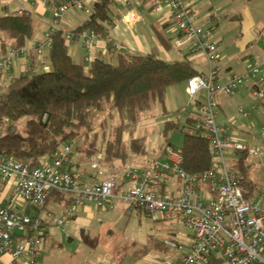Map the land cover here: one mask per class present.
I'll use <instances>...</instances> for the list:
<instances>
[{"label":"built area","instance_id":"2783aa9c","mask_svg":"<svg viewBox=\"0 0 264 264\" xmlns=\"http://www.w3.org/2000/svg\"><path fill=\"white\" fill-rule=\"evenodd\" d=\"M47 1L54 5L52 26L44 39L30 46H10L0 56V89L10 80L16 60L23 59V72H35L39 69L33 65L32 55L36 54L37 64L43 69L49 68L46 57L52 33L56 30H62L67 44L86 38V62L94 59L90 53L99 37L111 42L110 31L116 18L104 36L92 29L76 33L63 25L69 10L88 11L95 0H44V3ZM111 1L119 4L128 0ZM154 2L158 6L165 2L171 8V17L178 30L173 45L178 48L187 45L191 52H203L210 63L208 74L197 73L186 81L190 96L203 92L197 102L195 120L187 124L186 132L209 142L211 165L198 172H188L183 166L182 147L167 144L162 155L150 162L124 167L122 183L118 185L116 174L105 173L101 153L88 157L91 168L88 175L73 169L70 143L57 149L51 160L35 166L0 153V255L9 253L14 259L23 258L26 264H38L42 239L49 225L71 220L87 201L110 211L119 199L128 207L138 208L158 219L175 220L192 230V241L187 246L174 239L164 240L168 247L186 250L174 259H162L157 264H264V189L247 197L242 184L244 175L232 167L229 156L244 150L254 156L259 155V151L234 136L230 125L218 123V95L233 94L247 80L253 83L250 90L252 108L262 103L264 59H255L244 72L229 73L225 81L218 80L221 66L212 27L198 23L199 16L188 0ZM133 3L138 7L142 0ZM239 111L246 116L250 113L242 106ZM17 127L18 122L8 116L2 117L0 136ZM260 130L264 135V123ZM7 187L11 189V196L5 201ZM54 191L70 194L71 201L59 217H53L54 212L49 210L44 216L41 212ZM32 206L37 209L36 213L31 212Z\"/></svg>","mask_w":264,"mask_h":264},{"label":"trees","instance_id":"16d2710c","mask_svg":"<svg viewBox=\"0 0 264 264\" xmlns=\"http://www.w3.org/2000/svg\"><path fill=\"white\" fill-rule=\"evenodd\" d=\"M116 5L111 0L93 1L83 22L71 30L77 33L92 29L99 36H104L117 16ZM35 30L36 22L31 13H0L1 49L6 52L7 43L10 46L25 45L34 36ZM48 59V69L13 75L0 89V119L8 116L18 123L22 122L21 126L0 136V153L13 155L29 166L41 164L44 156L52 158L64 143L73 142L78 143L72 147V153L79 152L80 159L86 161L98 151L97 137L90 139L97 113L115 110L122 122L129 121L132 130L152 99L163 103L168 86L187 81L190 76L200 73L187 56L168 60L155 51L118 52L115 59L99 53L83 64L71 54L61 29L52 33ZM36 61L37 55L33 54V65ZM194 120V117L188 116L186 124ZM171 123L168 121V124ZM111 132L104 151L106 164L112 165L116 160L126 162L132 154L145 152L143 138L132 137L128 142L123 140L121 124ZM181 147L183 166L188 172H198L211 165L207 140L185 132ZM231 154L232 167L244 175L245 195L253 197L258 185L250 177V152L244 150ZM116 175L119 185L122 175ZM51 198L66 206L71 201L70 194L60 191H54L46 204Z\"/></svg>","mask_w":264,"mask_h":264},{"label":"rangeland","instance_id":"374dc122","mask_svg":"<svg viewBox=\"0 0 264 264\" xmlns=\"http://www.w3.org/2000/svg\"><path fill=\"white\" fill-rule=\"evenodd\" d=\"M248 2L253 5L250 9L259 19V28L254 29L258 36L257 40L248 45L249 47L245 49L243 55L246 56L250 52L256 56V49L264 53V0H248ZM246 3L247 1H243L241 5L246 6ZM197 6L196 10L199 14L205 16V19L209 21L214 16L221 26L234 24L230 22L231 19L228 15L230 9L227 0H201ZM71 11H77V14L82 16H86L88 13L85 9L70 10L69 13ZM196 14L199 16L197 12ZM64 26L68 27L66 24ZM203 26L209 25L203 23ZM232 33L234 35L233 42H236L235 39L239 36L244 37L238 27ZM237 35L239 36L237 37ZM34 36L26 41L25 46H30L33 43ZM7 49H10L8 43ZM171 51L175 53L174 50ZM178 53L179 57L176 58L184 59L187 56L199 71L210 70V63L203 54L188 52L185 55L182 51ZM0 55H2L1 49ZM249 58L251 59L250 54ZM75 60L78 59L75 57ZM46 62L50 65L49 59L46 58ZM81 63L86 64L83 60ZM22 72L20 62L16 60L10 75H18ZM185 84L187 82L180 81L168 86L163 103L158 99H152L150 106L141 112L140 119L132 130L129 121L122 122L115 110H112L111 113L104 111L96 114L94 130L90 136V139L97 137L98 151L96 153L104 155L106 141L112 135L111 131L116 125H122V138L125 142H128L132 137L144 139V153L132 154L126 162L116 160L112 164L113 166L109 167L108 165L109 172L121 174L126 166L147 163L168 142L181 146L187 131L186 118L195 114L197 101L203 94V92H199L191 97L187 90L185 91ZM258 107L262 110L261 106ZM168 121H172V123L168 124ZM263 123L264 121L259 125V128ZM21 124L22 122L19 123L20 126ZM257 131L259 129L249 127L239 138L249 146L262 151L264 136L257 137ZM258 140L262 143H258ZM77 143L70 144L74 147ZM51 159L47 156L43 157V161ZM249 161H251L249 171L257 180L260 191L264 189V153L262 152L261 157L250 156ZM24 205L26 206L25 203ZM90 205L92 206L91 212L80 213L61 225L51 224L48 226V233L56 236L60 243H52L51 235L43 237L40 254L42 264H157L162 259L176 258L175 255L184 250L165 247L164 240L174 239L184 244H190L192 241V230L184 224L175 220L155 218L138 208L128 207L122 200L117 199L114 208L110 211L101 210L93 204ZM30 210L32 213L37 212L33 206ZM47 210L45 206L41 212L42 215L46 216ZM61 214L62 212H55L53 217H59Z\"/></svg>","mask_w":264,"mask_h":264},{"label":"crops","instance_id":"0c3cea01","mask_svg":"<svg viewBox=\"0 0 264 264\" xmlns=\"http://www.w3.org/2000/svg\"><path fill=\"white\" fill-rule=\"evenodd\" d=\"M243 1H247L246 4L248 6L241 5V2ZM133 2L134 0H128L116 5L117 16L114 18L117 20L111 27V42L108 43L103 37H99L94 42V47L90 53L93 57L100 53L106 58L115 59L118 52L149 53L155 51L165 59L173 60L178 59L176 57H179L177 56L179 51L184 52L185 55H187L188 52H191L187 45L180 48L173 45V39L178 35V30L171 17V8L167 3L163 2L158 6L155 4L154 0H142V4L135 7ZM188 3L191 8L199 14L196 7L201 3V0H188ZM227 3L230 9L228 15L231 19L230 22L234 23L233 25L225 24L221 26L220 22H218L214 16H212L211 21H209L205 19V16L199 14L198 20L199 24L203 25L204 23L211 26L213 29V38L217 42V51L219 54L218 64L221 66V69L217 74V79L220 81H225L229 73L246 71L255 59H264V53L260 52L258 49H256V56L250 52L246 56L243 55L245 49L249 47L248 45L255 42L258 38L256 30L254 29L259 28V19L250 9L253 5L251 2H248V0H227ZM53 6L54 5L49 1L44 3V0H0V13L19 12V10L31 13L36 22L35 36L34 39H32L34 42L45 38V33L52 22ZM69 12L70 10L64 16V25L66 24L70 29L82 23L86 18V16L77 14V11ZM219 26H221V28H219ZM237 27L239 28V31H242L244 37L241 38L237 35L239 38L235 39L236 42H233L232 37L234 35L232 32ZM85 41L86 38H79L76 41L68 43L71 54L74 58L76 57L79 62L82 60L85 61V57L88 54ZM171 50H174L175 53ZM1 52L2 54L4 53L2 49ZM199 53L206 56L203 52ZM249 54L251 55V59L249 58ZM46 58L48 59V56ZM18 61L20 62L21 69H23V59H19ZM37 61L36 66L38 69H43L42 66L37 64ZM262 69L264 72V64L262 65ZM199 72L208 74L209 70L207 72ZM252 84L251 80H247L244 85L240 86L233 94L229 96L224 94L218 95L220 103L218 123L230 125L231 133L238 138L241 137L240 135L246 132L249 127L259 129V131H257V137L264 136L259 128V125L264 121V99L259 105L262 107V110L258 106V108H252L253 98L250 95ZM240 106L250 112L248 116L243 115L239 111ZM196 115L197 107L195 114L191 116L195 118ZM258 143L261 144L262 141L258 140ZM262 148V151L256 148L259 151V155L253 156L250 154L251 157H261L262 152L264 153V144H262ZM161 155L162 150H159L148 162ZM72 159L73 169L81 170L85 176L91 172L88 160H81L79 152H73ZM103 164L105 167V173H112L108 171L110 169L108 168V164H105V162ZM110 166L113 165H109V167ZM249 172L251 179L258 185L257 180L252 176L251 171ZM5 192V201H7L11 196V189L7 187ZM90 204L97 206L95 203L87 201L78 211L77 215L80 213L91 212L92 206ZM45 206L49 211L54 213H60L67 207L63 202L54 198H51ZM49 235L52 236L53 234L49 233ZM51 239L54 244L60 243L56 236H52ZM184 245L187 246L189 244ZM184 250L186 249L184 248ZM180 252L182 251H179L175 256ZM1 263L26 264L23 258L14 259L9 253H3L0 255V264ZM38 264H42L41 255Z\"/></svg>","mask_w":264,"mask_h":264},{"label":"bare ground","instance_id":"6f19581e","mask_svg":"<svg viewBox=\"0 0 264 264\" xmlns=\"http://www.w3.org/2000/svg\"><path fill=\"white\" fill-rule=\"evenodd\" d=\"M185 132V131H184Z\"/></svg>","mask_w":264,"mask_h":264}]
</instances>
